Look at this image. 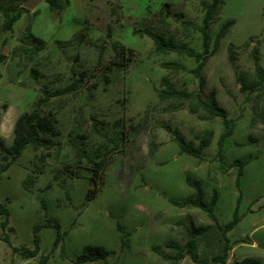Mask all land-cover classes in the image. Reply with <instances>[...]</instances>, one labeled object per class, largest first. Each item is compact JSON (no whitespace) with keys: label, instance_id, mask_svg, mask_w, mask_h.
I'll list each match as a JSON object with an SVG mask.
<instances>
[{"label":"rangeland","instance_id":"obj_1","mask_svg":"<svg viewBox=\"0 0 264 264\" xmlns=\"http://www.w3.org/2000/svg\"><path fill=\"white\" fill-rule=\"evenodd\" d=\"M208 1L58 0L61 9L54 12L42 0L34 11L23 13L11 30L5 28L6 18L0 11V137L10 147L18 117L31 112L40 99H46L41 109L55 114L58 130L50 143L38 150L29 147L2 172L0 204L8 208L10 221L4 231L0 215V264H38L41 255L49 256L47 264H72L89 245L103 246L112 254L106 261L86 264H167L154 247L170 253L167 242L185 244L189 229L214 224L199 208L170 203V199L193 196L186 176L203 182L207 202L217 192L214 210L222 226L233 220L240 199L241 221L228 233L234 246L227 264L246 258L264 264V82L243 91L238 80L243 74H248V82L257 79L255 48L264 70V0H222L220 20L211 27L213 38L228 20L235 25L204 69L203 98L215 91L233 122V135L224 147L226 167L235 160L249 161L240 189L238 168L227 173L220 170L217 152L223 120L202 119L206 113L193 114L190 102L158 98L156 89L162 88L163 77L178 90L199 92L192 74L162 67L179 62L193 69L195 60L175 53L155 54L148 36L134 35L136 29L149 28L202 51V2ZM24 3L0 0L14 13ZM165 4L172 12L167 26L159 15ZM182 21L191 27L186 29ZM116 42L135 51L128 68L111 64ZM231 46L235 66L229 61ZM80 78L84 82L78 90L57 95ZM166 127L179 130L196 146L205 131H212V144L201 160L181 155ZM153 142L159 144L154 155ZM105 153L99 195L85 205L94 168L91 162H98ZM10 161L0 149V167ZM27 177L31 183L26 189ZM46 221L68 231L54 251L57 233L51 228L38 233L41 251L36 258L14 254L2 240L8 236L13 246L34 249V226ZM198 245L200 257L211 260L222 252L224 240L215 229L199 237ZM179 264L196 263L185 256Z\"/></svg>","mask_w":264,"mask_h":264},{"label":"trees","instance_id":"obj_2","mask_svg":"<svg viewBox=\"0 0 264 264\" xmlns=\"http://www.w3.org/2000/svg\"><path fill=\"white\" fill-rule=\"evenodd\" d=\"M27 0H23L26 3ZM52 11L56 12L61 9V5L58 3V0H47ZM24 3V4H25ZM23 4V5H24ZM224 5L222 0H209L208 2H202V7L204 10V17L202 20V26L199 28V32L202 37V51H197L190 45L184 43H178L171 37H165L163 34L153 31L149 28H139L134 30L135 36H148L154 43V52L155 54H171L175 53L179 56H186L192 58L196 62V66L193 69H188L186 66L179 62H166L162 64V67L173 72H188L192 74L199 82V92H190L187 90H178L174 84L169 80L168 77H163L161 79V89H156L158 98L161 102H167L171 100L178 101H187L190 102L191 108L190 111L193 114L198 113L202 110L206 113L205 116L201 118L204 120H211L214 117H219L223 120L224 131L221 134L218 141V152L217 156L220 160V170L223 173H227L228 169L238 168V174L236 178V186L238 189L241 187V179L244 174V168L249 163L247 160H235L230 164L229 168L226 167L225 163V153L224 147L226 141L233 135L232 129V119L229 117V113L226 109L220 106L216 92L211 91L207 98H203L202 93L204 92L206 86V77L204 75V69L212 55H214L219 49L222 40L227 36L230 29L235 25L234 20H228L219 28L216 32L215 37L213 38L211 27L213 24L220 20L221 9ZM0 11L6 18L5 28L7 30L13 29L14 25L21 19L23 13H30L24 7L21 8V11L14 13L11 9L3 7L0 5ZM161 17L160 21L162 25H168L166 19L172 15L171 10L169 9V4H165L164 9L159 14ZM175 20L179 21V16L174 15ZM181 24L189 29L191 24L187 21H182ZM111 38V35H108ZM114 58L111 60V64L116 67L128 68L129 63L135 56V51L131 48H128L122 45L119 42L113 44ZM254 63L256 66V77L257 79L253 82H248V74H243L238 77L240 84L242 85L241 89L252 90L260 86L264 82V70L259 66V52L255 48L252 52ZM5 56L1 55V59H4ZM229 61L235 66V53L233 47L229 48ZM80 78L75 80L73 84L56 92L57 95L71 93L75 90H78L81 84L84 82ZM46 101V99H40L36 107L31 112H26L20 115L15 122L13 134L14 141L10 147H7L0 137V149L4 151L11 157V161L3 167H0V184H1V175L2 172L7 171L11 163L16 162L19 158L22 157L23 153L29 147H32L34 150H38L40 147L50 143V137H56L58 135L57 130V120L55 114L51 111H44L41 109V103ZM168 131L173 136V140L178 144L180 149V154L190 155L197 159L203 158V151L210 147L213 140V132L205 131L201 137H199V145L196 146L194 142L188 141L179 130H174L171 127H166ZM159 148V144H151V154L154 155ZM78 153L82 156L84 152L78 149ZM107 154L105 153L103 157L100 158L98 162H91L94 165V168L91 169L92 175L90 177L91 188L87 192L85 198V205L94 200L100 192L98 181L100 178L101 170L105 166ZM73 175V174H71ZM187 184L193 188L194 194L191 198L185 199L183 201L170 199V203L178 208L186 207H196L207 213L211 221L214 224L201 226L197 228H191L188 230L190 239L185 244H179L175 241H170L165 244L166 249L170 253H166L158 247H154L153 251L160 256L167 264H179V262L185 257L189 256L191 260L196 264H227L229 259V253L233 249V243L228 237V233L231 232L241 221V216L239 214V202L236 208V211L233 216V220L222 226L219 224L218 218L215 214L214 207L218 202V194L214 191L209 202L205 200V191L203 188V182L201 180H195L191 176H186ZM31 183V178L27 177L24 180V187L27 189L28 185ZM0 215L4 217L3 222L1 223V228L5 231L9 221H10V212L8 208L0 204ZM43 228L55 229L57 233V238L53 245V251L60 247L62 241L68 235V231L62 232L61 225L59 223H52L46 221L42 224H37L34 226V249L24 248V247H15L13 246L10 238L5 236L2 238L3 242L6 243L14 254H20L24 257L36 258L41 251L40 247V237L38 233ZM217 229L224 240V246L221 253H218L211 260L208 258H201L198 253V238L206 236L209 232ZM117 230L121 231V227L118 224ZM62 255L65 254L64 246L61 247ZM112 252L107 250L103 246H86L81 255L72 264H86L96 261H106ZM49 260L48 255H41L38 264H47ZM237 264H262L260 260L255 258H246Z\"/></svg>","mask_w":264,"mask_h":264},{"label":"water","instance_id":"obj_3","mask_svg":"<svg viewBox=\"0 0 264 264\" xmlns=\"http://www.w3.org/2000/svg\"><path fill=\"white\" fill-rule=\"evenodd\" d=\"M42 0H27L23 7L28 11H34Z\"/></svg>","mask_w":264,"mask_h":264},{"label":"crops","instance_id":"obj_4","mask_svg":"<svg viewBox=\"0 0 264 264\" xmlns=\"http://www.w3.org/2000/svg\"><path fill=\"white\" fill-rule=\"evenodd\" d=\"M82 2H106V0H82ZM172 142H175L174 140ZM176 143V142H175ZM180 153V150H179ZM184 155V154H183ZM197 159V158H196ZM12 242V241H11ZM16 247V246H15ZM20 248V247H19Z\"/></svg>","mask_w":264,"mask_h":264}]
</instances>
